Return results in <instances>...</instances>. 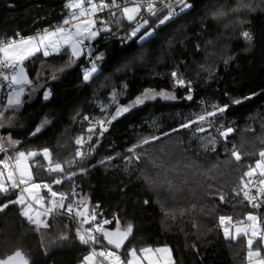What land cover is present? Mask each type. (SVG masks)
<instances>
[{
  "label": "trees",
  "instance_id": "trees-1",
  "mask_svg": "<svg viewBox=\"0 0 264 264\" xmlns=\"http://www.w3.org/2000/svg\"><path fill=\"white\" fill-rule=\"evenodd\" d=\"M66 2L0 0V38L16 39L19 35H36L45 28L52 30L68 15ZM188 2L193 5L191 10L159 27H155L156 17L142 13L155 28L153 36L143 44L135 38L122 43L119 37L129 33L134 25L126 20L117 23L110 15H102L112 33H102L93 44L105 56L100 74L91 83H84L82 70L89 64L81 58L57 81L49 83L52 99L43 103L41 96L29 110L36 115H28V128L19 136L23 142L20 149L48 147L53 158L63 162L72 158L79 147L76 138L84 136L86 142L81 150L90 153L83 165L88 171L78 174L73 182L90 208L99 206L98 219L112 221L106 226L110 230L117 227L116 219L122 228L128 223L134 226L122 254L132 247L138 251L145 247H168L175 264H247L246 239H226L219 218L232 217L231 222L239 224L252 213L264 222V208L251 207L244 198L242 184V178L247 179L244 173L250 166L255 167L259 152L264 150V0H252L257 10L245 14L247 23L243 26L232 16L213 19L214 9L209 7L215 4L230 10L237 0ZM163 14H167L166 9ZM244 30L252 34L251 43L242 37ZM64 53L47 60L62 65L66 62ZM229 57L232 59L226 66L224 60ZM47 60L38 55L25 66L33 75ZM172 71L193 81L191 101L185 99L186 89L175 85ZM113 89L118 103L111 99ZM145 89L167 90L181 101L146 104L106 124L108 131L103 136L97 127L96 134L88 140V127L114 114L117 106L129 105ZM235 99L242 102L233 104ZM213 103L230 105L216 121L217 125L223 123L234 129L227 140L218 135L215 127L207 132L197 131L195 124L180 128L205 108L210 110ZM46 115L52 123L32 136L35 126ZM85 116L93 118L92 122L84 120ZM174 128L178 130L174 132ZM151 135L160 139L144 145L135 154L127 151ZM208 137L216 138L215 150L211 145L207 151L201 146ZM234 146L241 154L240 161L232 155ZM109 157L115 159L107 162ZM29 163L36 183H51L59 178L44 171L42 166L47 162L42 156ZM73 182L53 187L69 191ZM18 194V189L0 194V205L15 200ZM41 194L47 195L46 191ZM21 210L20 205L9 203L0 211V246H10L11 254L21 250L33 264L84 263L83 257L89 251L76 239L69 223L61 218L49 219L47 231L68 238L61 239L66 245L63 249L46 253L40 233L44 228L37 230L21 215ZM101 245L106 246V241L101 239Z\"/></svg>",
  "mask_w": 264,
  "mask_h": 264
},
{
  "label": "snow or ice",
  "instance_id": "snow-or-ice-1",
  "mask_svg": "<svg viewBox=\"0 0 264 264\" xmlns=\"http://www.w3.org/2000/svg\"><path fill=\"white\" fill-rule=\"evenodd\" d=\"M161 3L164 4V8L159 7ZM209 7L214 9L211 13L213 19L219 20L232 16L236 23L243 26L247 23L245 14L255 12L258 6L254 7L252 0H237L236 5L230 10L215 4H210ZM65 8L69 10V14L60 25L55 26L52 30L45 28L35 36L0 40V129H5L13 124L16 114L27 102L26 98L30 100L41 90H43L42 98L44 101H48L52 95L51 89L40 82L42 79L46 80L47 77H42L41 73H37L34 80L30 78L26 69L25 62L36 56L37 53H42L45 58L50 55H59L61 52L68 54L69 58L66 64L51 73V79L53 80L57 79L58 74L71 68L81 58L87 59L89 66L84 67L82 70V81L86 84L91 83L100 74V64L105 58L104 53L94 48L93 44L102 36V33H112V27L108 21L99 18L100 13L107 10L108 14L117 23L126 20L134 25L129 33L119 37L122 43L135 38L143 44L155 32V28L150 26L149 20L143 18L142 13L144 11L152 17H156L158 24L155 27H159L172 21L180 13L191 10L193 5L188 0H175L174 4L169 3V0H132L131 6H129V0H122V2L120 0H110V2L109 0H67ZM165 9L167 14H163ZM97 24L102 25V27L98 28ZM241 35L248 42H252L253 37L249 31L244 30ZM199 47V45H196L197 50H199ZM230 59L232 58L229 57L224 60L226 66ZM211 75L212 73L209 72V76ZM171 77L176 86L186 89L188 94L185 99L191 101L193 99V81L178 71H172ZM5 89H7L6 92ZM116 96L117 92L113 89L111 99L113 102L118 103ZM157 97L173 101L177 99L173 92L167 90L145 89L130 105L117 106L114 114L110 113L109 116L95 121V124L88 127V140H91L92 135L96 134L97 127L99 128V135L103 136L108 131L106 124H111L112 121L123 116L132 108L142 105L146 101L155 100ZM244 99H251V97H245ZM241 102L239 99L232 100V103L236 105ZM229 107V104L213 103L210 110L205 108L201 113L196 114L194 119H188L182 123L180 128H190L195 124L197 131L207 132L208 129L215 127L218 135L227 140L234 129L225 126L223 123L217 125L216 121L228 111ZM84 120L91 123L93 118L85 116ZM51 123L52 121L48 116H44L39 124L35 126L31 133L32 136L41 133ZM177 130L173 129L174 132ZM165 135H168V133H165ZM158 139L160 137L155 135L144 137L127 151L135 154L144 145ZM205 139L206 142L202 143L201 146L207 151L209 145H211L212 150H215L216 138L208 137ZM85 142L84 136L76 138L75 144L79 147L76 149L74 156L61 162L53 158L52 150L48 147L40 150L19 151L18 145L20 142L14 140L11 133L6 137L0 136V154L15 150L14 157L5 155L3 159H0V194H7L10 189H20L15 200L0 205V211L7 208L9 203L20 205L22 207L21 215L34 224L37 230L41 227H50L47 217L56 213L61 215L67 213L77 219L79 222L76 229L78 240L83 245L91 246L89 254L83 257L84 264H144L145 261H147V264H173L171 249L168 247L156 249L145 247L139 249V251L132 247L126 250V254L121 253V250L125 249L129 237L133 234L134 226L128 223L122 228L119 219H116L117 227L110 230L106 226L110 225L112 221L98 219L100 214L96 211V208L99 206L90 208L87 201L77 192V186L73 182L78 174L83 175L88 171L83 165L87 162L90 153L81 150ZM232 155L236 161L241 160V154L235 150V146ZM40 156L47 162L46 166H42L44 171L49 175L56 174L59 177L51 183L35 182L29 161ZM259 157L260 159L255 162V167L250 166L249 170L244 173V176L249 179L244 181L242 178L244 198L254 209L264 208V150L259 152ZM139 158L138 155L135 156L136 160H139ZM114 159L115 157H109L107 162ZM127 159L130 163L132 157L129 156ZM10 161L14 162L10 163ZM101 163H105V161H101ZM257 175L260 179L255 192H253L249 188V184L252 183V178ZM65 181L73 182L69 191L54 189L53 185H63ZM21 186L23 187L21 188ZM44 190H46L47 195L41 194ZM28 200H31V203H28ZM145 203L147 204L148 201H145ZM36 204L42 205L45 211L43 213L37 212L34 216L32 211L33 206ZM219 219L221 226H223L225 238H239L241 235L247 237L248 264H264V222L261 221L260 216L249 213L246 222H244V227L237 226L235 228V237L232 236V230L226 224V221H232V217L221 216ZM67 238L65 234L60 236V239ZM101 239L106 241V246L101 245ZM98 245L100 247H97ZM254 245H259V247H254ZM0 264H33V261L21 250H16L4 258H0Z\"/></svg>",
  "mask_w": 264,
  "mask_h": 264
},
{
  "label": "crops",
  "instance_id": "crops-1",
  "mask_svg": "<svg viewBox=\"0 0 264 264\" xmlns=\"http://www.w3.org/2000/svg\"><path fill=\"white\" fill-rule=\"evenodd\" d=\"M174 3H175V1L173 2V4ZM97 26L99 28V24H97ZM30 36H35V35H30ZM20 37H23V36L19 35L16 39H19ZM25 37H28V36H25ZM0 40H2V39L0 38ZM38 55L43 56L42 53H37L36 56H38ZM51 56H55V55H50L49 57H51ZM34 57H31L29 60H31ZM49 57H47L46 60ZM63 57L66 58V62H67L68 61V58H69L68 57V54L67 53H64V56ZM28 61H26V62H28ZM66 62L64 64H62V65H56V62H51L50 60L44 61V63L39 67V69L35 73H33V75H32V73H30V70L27 67H26V69H27V71L29 73L30 78H32L34 80L36 79L37 73H41L42 77H47L46 80L42 79L40 81L41 83L45 84L46 87H47L49 85V83H53V82L57 81L59 79V77L61 76V74L64 73L63 72V73L58 74L57 79L53 80V79H51V73L53 72V70H55L56 68L62 67L63 65L66 64ZM68 69H70V68H68ZM42 91L43 90H41V92H38L36 95H34L33 97H31L30 100H27V98H26V101L27 102L25 103L24 107L20 110V112H18L16 114L15 121L13 122V124L10 125V126H7L5 129H3L4 134H5V137L9 133H11L12 138L14 140L20 142V144L18 145V150L19 151H22L20 148H21V146L23 144L22 139H20V137H19L20 136V132H22V131H24L25 129L28 128L27 127V125L29 124L28 115H30V117H32V115L35 113V112L32 113V111H29V110H32L31 108H33L34 106L37 105L38 101L41 99ZM34 115H36V114H34ZM12 152L15 153V150H12ZM0 159H3V157L0 156ZM254 215H257V214H254ZM226 223L228 225H231V226L236 225V224H230V222H227V221H226ZM241 224H243V223H241ZM223 235H224V232H223ZM239 238H246V237H244L243 235H241ZM226 239H229V238H226ZM160 248H163V247H160ZM171 253H172V251H171ZM172 260H173V264H175L174 258H173V254H172ZM144 264H147V261H145Z\"/></svg>",
  "mask_w": 264,
  "mask_h": 264
},
{
  "label": "rangeland",
  "instance_id": "rangeland-1",
  "mask_svg": "<svg viewBox=\"0 0 264 264\" xmlns=\"http://www.w3.org/2000/svg\"><path fill=\"white\" fill-rule=\"evenodd\" d=\"M131 6V5H130ZM98 27V26H97ZM143 31V30H142ZM58 69V68H56ZM175 94V93H174ZM176 95V94H175ZM177 99L176 100H164V99H161L160 97H157L155 100H150V101H146L144 104L142 105H138L134 108H132L129 112L137 109V108H140V107H143L145 106L146 104H150V103H154V102H157V101H160V102H163V103H179L181 100L180 98L176 95ZM131 104V103H130ZM129 104V105H130ZM128 113V112H127ZM85 145V144H84ZM12 154L15 155L14 152H11ZM46 191V190H44ZM27 196V194H26ZM29 203V202H28ZM40 208H42L43 206L40 205V204H37ZM39 212L37 211L34 207H33V211H32V215L35 216V214ZM24 217V216H23ZM26 218V217H25ZM227 224V223H226ZM230 224H234L232 222H230ZM230 227V229L232 230V236L235 237V228L237 226L239 227H244V223L241 224H236V225H228ZM43 228V227H41ZM40 228V229H41ZM49 228V227H48ZM48 228H44V230H41L40 233H41V239H42V243H43V246H44V249L46 251V253H51V252H54L56 250H61L63 249L66 245L61 241L60 237L58 235H53V234H50L47 230ZM247 238V237H246ZM245 238V239H246ZM229 239H232V238H229ZM233 239H238V238H233ZM247 241V239H246ZM18 248V246H16ZM254 247H259V245H254ZM16 249V248H15ZM11 254V247L8 246V245H4V246H0V258H4L6 257L7 255H10ZM84 264V263H83Z\"/></svg>",
  "mask_w": 264,
  "mask_h": 264
},
{
  "label": "built area",
  "instance_id": "built-area-1",
  "mask_svg": "<svg viewBox=\"0 0 264 264\" xmlns=\"http://www.w3.org/2000/svg\"><path fill=\"white\" fill-rule=\"evenodd\" d=\"M173 1H174V0H169V3H172ZM120 2H122V0H120ZM131 3H132V0H129V6L131 5ZM160 5H164V4L161 3ZM68 14H69V13H68ZM104 14L109 15L108 12H107V10H106L105 12L99 14V18H101V16L104 15ZM143 14H144L146 17H149V16H150L146 11H144ZM59 25H60V24H59ZM41 32H42V31H41ZM41 32H40V33H41ZM4 91L6 92L7 89H5ZM52 95H53V94H52ZM52 95H51V97H50V99H49L48 101H44L43 98H42L43 103H48V102H50L51 99H52ZM3 132H4L3 129H0V136H4ZM11 152H12V150H11L10 152H8V153L0 154V156L3 157V158H4L5 155H8V156H12V157H14L15 155L12 154ZM11 162H14V161H10V163H11ZM248 179H249V178L247 177L246 181H247ZM259 179H260V177H259L258 175H257V176H254V177L252 178V183L249 184V188L252 189L253 191H255V190H256V185L258 184ZM22 187H23V186H21V188H22ZM19 191H20V189H18V193H19ZM25 195H26V194H25ZM28 202L31 203V200H28ZM33 207H34L37 211H39V212H41V213H43V212L45 211V208H44V207L40 208L37 204L34 205ZM51 217L61 218V219H64L67 223H69V224L72 226L73 230H74V236H75L76 239L78 240V238H77V236H76V229H77V227L79 226V222H78L77 219L73 218L72 216H69V214H67V213H64L63 215H61V214H59V213H56V214H53L52 216L47 217V222L49 221V219H50ZM114 218H117V215H114ZM85 227H86V226H85ZM85 246H86V245H85ZM86 247H87L88 251L90 252V251H91V246H86ZM97 247H100V245H98Z\"/></svg>",
  "mask_w": 264,
  "mask_h": 264
},
{
  "label": "water",
  "instance_id": "water-1",
  "mask_svg": "<svg viewBox=\"0 0 264 264\" xmlns=\"http://www.w3.org/2000/svg\"><path fill=\"white\" fill-rule=\"evenodd\" d=\"M130 239H131V238L129 237V240H130ZM128 242H129V241H127L126 244H127ZM23 253H24V252H23ZM24 254H25V253H24ZM25 255H26V254H25Z\"/></svg>",
  "mask_w": 264,
  "mask_h": 264
}]
</instances>
